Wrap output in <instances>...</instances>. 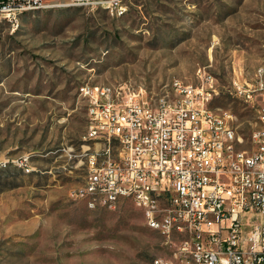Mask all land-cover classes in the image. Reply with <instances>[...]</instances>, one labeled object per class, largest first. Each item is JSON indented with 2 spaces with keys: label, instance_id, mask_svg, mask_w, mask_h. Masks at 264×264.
I'll return each mask as SVG.
<instances>
[{
  "label": "rangeland",
  "instance_id": "obj_1",
  "mask_svg": "<svg viewBox=\"0 0 264 264\" xmlns=\"http://www.w3.org/2000/svg\"><path fill=\"white\" fill-rule=\"evenodd\" d=\"M43 3L0 15V264L172 256L175 241L149 227L131 199L109 210L70 197L87 175L79 155L87 92L109 87L157 101L175 80L200 87L212 77L211 108L233 114L241 147L250 148L256 115L234 82L264 62V0H131L121 14L75 0Z\"/></svg>",
  "mask_w": 264,
  "mask_h": 264
},
{
  "label": "built area",
  "instance_id": "obj_2",
  "mask_svg": "<svg viewBox=\"0 0 264 264\" xmlns=\"http://www.w3.org/2000/svg\"><path fill=\"white\" fill-rule=\"evenodd\" d=\"M75 1L118 13L131 0ZM43 2L0 0V15L12 18ZM243 79L234 90L255 111L250 148L241 147L233 114L211 108L212 77L200 87L179 83L157 101L89 89L79 154L87 175L70 197L109 210L131 199L148 226L175 241L174 254L153 264H264V68ZM61 151L78 156L73 148ZM28 161L21 163L29 168ZM93 193L101 200L89 201Z\"/></svg>",
  "mask_w": 264,
  "mask_h": 264
},
{
  "label": "bare ground",
  "instance_id": "obj_3",
  "mask_svg": "<svg viewBox=\"0 0 264 264\" xmlns=\"http://www.w3.org/2000/svg\"><path fill=\"white\" fill-rule=\"evenodd\" d=\"M43 4H36V5H32L29 8H24L21 10H25V9H35V8H39L40 6H42ZM120 14L123 12V10L118 11ZM261 68H264V62L261 63L256 70H261ZM179 83H183L181 80H175L174 81V88L175 89H179ZM103 89H111L109 87H105ZM176 99H183V91H176ZM101 200V193H93V194H89V201H98ZM151 228H153V226H149ZM161 233V231H159Z\"/></svg>",
  "mask_w": 264,
  "mask_h": 264
}]
</instances>
